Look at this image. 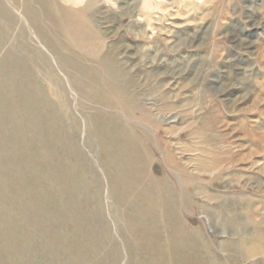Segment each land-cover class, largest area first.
Instances as JSON below:
<instances>
[{
    "label": "rangeland",
    "instance_id": "rangeland-1",
    "mask_svg": "<svg viewBox=\"0 0 264 264\" xmlns=\"http://www.w3.org/2000/svg\"><path fill=\"white\" fill-rule=\"evenodd\" d=\"M57 1L86 10L79 44L47 17L40 30L58 43L49 48L27 33L22 3L1 0L13 23L0 17V264H185L178 245L187 264H264V0ZM99 63L111 71L102 101L89 77ZM34 90L51 111L35 125ZM113 126L136 143L142 168L130 178L141 184L115 187ZM50 143L54 164L28 174ZM69 173L82 198L60 189ZM151 183L162 195L150 187L146 197H165L175 220L171 230L152 213L156 256L126 220L128 195Z\"/></svg>",
    "mask_w": 264,
    "mask_h": 264
},
{
    "label": "bare ground",
    "instance_id": "bare-ground-1",
    "mask_svg": "<svg viewBox=\"0 0 264 264\" xmlns=\"http://www.w3.org/2000/svg\"><path fill=\"white\" fill-rule=\"evenodd\" d=\"M14 1V0H11ZM65 3H74L75 1H79L81 2V0H63ZM19 2L22 3V7H23V16L21 17V20L24 21L25 24L29 23L30 27V31L29 29L27 30L31 37H37V35L44 37L46 36L45 34L42 33V31L40 30V25L45 23V20H48L49 18L47 17H53L54 19L58 20V24L56 25V27L58 26V30L60 31V33H63L65 35V37L67 38L68 42L70 43V45H74V44H79L80 42H82V40H84V35L85 31L88 30V24L85 21L87 13L85 9H78L76 11L75 10H70L66 7H62V5H58V1L57 0H19ZM77 5V4H76ZM66 6V5H65ZM87 7V6H86ZM85 7V8H86ZM78 8V7H77ZM91 12V11H90ZM53 14H55L56 18L54 16H52ZM0 17L2 19H4L7 23V21L9 20V23H13V19L10 17V15L4 10V6L0 0ZM8 17V18H7ZM11 21V22H10ZM49 22V21H48ZM8 26V25H7ZM27 26V25H26ZM9 27V26H8ZM50 27V26H49ZM42 29V28H41ZM53 29V28H52ZM23 30V29H22ZM21 30V31H22ZM3 32V30H2ZM41 32V33H39ZM53 32V31H52ZM49 33V32H48ZM54 33V32H53ZM36 34V35H35ZM50 34V33H49ZM2 35V34H1ZM4 35H2V37L0 38V45H2L5 41H4ZM55 35V34H54ZM90 36V35H89ZM32 37V38H33ZM57 37V36H56ZM59 37V36H58ZM91 37V36H90ZM21 40L23 38H27L23 37V33L21 34ZM38 38V37H37ZM65 38V40H66ZM31 39V38H30ZM46 39L45 44L51 48L54 47L56 44L55 41H53V39L51 38H44ZM89 39V38H88ZM87 39V40H88ZM95 39V38H94ZM60 40V39H59ZM64 40V41H65ZM90 40V39H89ZM58 41V40H57ZM63 41V40H62ZM29 42V41H28ZM59 42V41H58ZM66 42V41H65ZM91 42V41H90ZM60 44V43H59ZM82 44V43H81ZM86 44V41H85ZM67 45V44H66ZM69 45V46H70ZM87 45V44H86ZM82 46V45H81ZM63 47V46H62ZM78 47V46H77ZM80 47V46H79ZM78 47V48H79ZM83 47V46H82ZM86 47V46H84ZM83 47V48H84ZM53 49V48H52ZM63 51V49H62ZM61 52V51H60ZM75 54V53H74ZM62 54L60 53L59 55V60H61V63H65L63 60L64 58L61 56ZM93 55V54H92ZM56 57V56H55ZM66 59V58H65ZM71 60V57L69 55V57L67 58V61ZM77 61V60H76ZM102 61V60H100ZM99 61V62H100ZM79 62V61H78ZM59 63V62H58ZM62 63V64H63ZM83 64V63H82ZM100 64V63H99ZM95 65V64H94ZM97 67V66H96ZM98 69V68H96ZM100 69L101 71L98 72L97 74L93 75L91 74L89 77L90 81L93 83V85H96L97 90L95 91L97 94H94V96L97 98L96 100H100L102 101L103 98H105V94L104 92H107V95H111L112 93V87L109 86L106 82L107 77H109V74L111 73V71L107 69V67H104V63L100 64ZM99 70V69H98ZM6 71V70H5ZM10 71V70H9ZM21 72V71H20ZM6 73V72H5ZM3 73L0 74L1 77H5V74ZM13 74V72H11ZM102 73V75L105 77L104 80H101L100 74ZM11 74V75H12ZM10 75V74H9ZM93 75V76H92ZM16 76V75H14ZM111 76V75H110ZM0 77V78H1ZM10 77V76H9ZM10 80V78H9ZM20 80V88H25L22 84H25L24 81L25 80V76L21 74V77L19 78ZM31 81V80H30ZM81 81V80H80ZM4 82V79H3ZM14 84V83H13ZM7 86V85H6ZM27 88L29 87L28 85L26 86ZM99 87V88H98ZM69 90V89H68ZM89 90V89H88ZM87 90V91H88ZM24 91V90H23ZM35 92L32 91V99H33V104H32V109H34L33 114V118L35 122H39V120L44 117H49L50 116V112L48 111L49 105L47 104L46 100H44L42 98V95L40 94V92H37V90H34ZM85 92V91H84ZM26 97L30 96V93L27 92L26 93ZM102 94V95H101ZM82 95V94H81ZM95 99V98H94ZM99 101V102H100ZM101 103V102H100ZM20 110V109H19ZM50 110V109H49ZM35 114V116H34ZM53 116V115H52ZM53 120L54 117H53ZM57 120V119H56ZM41 121V120H40ZM99 119L95 120V124L99 123ZM25 124V123H24ZM37 124V123H36ZM41 124V123H40ZM48 124V123H47ZM42 125V124H41ZM52 125V124H51ZM100 126V124H97ZM37 126V125H36ZM58 127V125H57ZM48 128V127H47ZM99 130V128H98ZM112 130V134L110 132V136L112 138V135L114 137L117 136V140L114 144H112L111 146H109L107 148L106 154H112L113 158V171H112V175H113V181L115 182V187L116 189H118L120 187L118 180H120V182H124L127 181L128 179H130L131 184H141L140 180H143L141 177L137 178H130V176H132V174L134 175H140L141 173V164H142V157L140 156V154L136 151V143L134 144V142L132 141V139L130 138L129 135L126 134L125 131H123L119 126H113ZM43 131V130H42ZM1 135V134H0ZM2 137V136H1ZM133 138V137H132ZM136 142V141H135ZM54 146L50 143L48 146L46 145V147H42V149L40 150L41 153V157L40 158H36L32 161L29 162V165L27 167V173L28 174H32V172L37 173V175L43 172L41 165L44 164V158L48 159L49 162L51 161V164H54L53 160L55 158L54 156V151L55 149L53 148ZM62 155V154H61ZM38 156V155H37ZM9 160V159H8ZM20 162V161H19ZM56 166H61V164H57V161L55 163ZM48 166H50V163L48 164ZM69 167V166H68ZM23 168V167H21ZM20 169V171H22ZM49 168V167H48ZM51 168V167H50ZM49 168V169H50ZM64 168V167H62ZM53 169V167H52ZM47 170V169H46ZM44 174V172H43ZM78 174V173H77ZM67 176V175H66ZM30 177H32V175L29 176L28 180L26 178H24L25 181H27L26 183H22L23 186H25V188L27 190L34 188V186H37V182L31 184V180ZM35 177V175H34ZM32 177V178H34ZM46 176H42L39 177V179H37L38 184L42 179H45ZM81 177V176H80ZM125 177H129L128 179H126ZM77 180V177H74L72 174L69 173V175L65 178H63V182L60 186V189L62 190H66L68 192V194H73V195H78L80 192L79 190L76 188L74 189L72 185L75 184ZM78 181V180H77ZM42 182L44 183V181L42 180ZM61 183V181H60ZM46 184V182L44 183ZM145 184V183H144ZM48 185V183H47ZM46 185V186H47ZM81 185V184H80ZM72 186V187H70ZM142 187V186H141ZM151 187L152 189V194L155 193V191L160 192L159 195H162V191L160 189V186L155 184V183H151V184H147V185H143V188L146 189L145 191H142L141 194L138 196V194L136 193L135 196L131 197V194L128 195L127 197V209L129 211V216L126 219L129 222V228L133 234L134 237H136V233H138L139 235V242H140V246H142L144 248V250H148L149 246H152V248L154 247V250H152V254H159V251L157 250L156 247V243L159 241L160 239V235L157 232V229H154L155 224H153V219L152 217V213L156 210H160L159 214H160V218H161V222L162 224H167V226H169L172 229L175 230V228L173 226L170 225H174L175 220H172L170 217V214L166 212V208H164V206L162 205V201L165 198H161L159 205L156 202H153V200H149L148 197V189ZM121 188H123L121 186ZM140 188V187H139ZM38 189V188H37ZM48 189V188H47ZM69 189V190H68ZM84 190V189H83ZM36 191V190H35ZM34 191V192H35ZM81 191V190H80ZM129 192V191H128ZM82 194H79L75 199L77 198H82L81 196ZM147 196V197H146ZM64 197V196H63ZM160 197V196H159ZM67 198V196H66ZM159 202V201H158ZM23 204L25 207H29L28 201H23ZM62 206V205H61ZM54 207V206H53ZM167 207V206H166ZM169 207V206H168ZM170 207L168 210L171 211ZM79 212V211H78ZM172 212V211H171ZM42 213V212H41ZM158 224V223H157ZM156 224V225H157ZM160 224V222H159ZM158 224V225H159ZM161 225V224H160ZM162 226V225H161ZM84 227V226H83ZM82 227V228H83ZM126 229V228H125ZM167 233L170 232L168 230V228L166 229ZM162 232V231H161ZM160 232V233H161ZM166 233V234H167ZM177 236L178 241L181 243V239H182V233L181 230L178 231V234H175ZM170 237V236H169ZM171 238V237H170ZM134 241V240H133ZM162 241V240H160ZM184 241V240H183ZM74 242V241H73ZM162 244V243H161ZM158 246V245H157ZM177 246V245H176ZM179 246V245H178ZM177 246V247H178ZM171 247V245H170ZM174 247V246H172ZM176 247V249L174 250V257L178 258L177 260L180 261V263H182V260H184V263L187 264V260L188 257H191L189 254L187 256V253H185L184 251V246H179L178 248ZM181 248V250H180ZM186 248V247H185ZM172 249V248H171ZM179 252H178V250ZM130 250L132 251L133 248L130 247ZM172 250V251H173ZM191 253V252H190ZM156 256V255H155ZM187 256V257H186ZM168 257V256H166ZM173 257V256H172ZM156 261V260H155ZM191 261V260H190ZM145 264H153L149 258L144 260ZM190 264V263H189ZM191 264H202L198 261L193 260L191 262Z\"/></svg>",
    "mask_w": 264,
    "mask_h": 264
}]
</instances>
